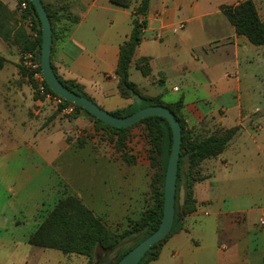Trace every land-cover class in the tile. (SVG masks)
Instances as JSON below:
<instances>
[{
    "label": "crops",
    "instance_id": "crops-1",
    "mask_svg": "<svg viewBox=\"0 0 264 264\" xmlns=\"http://www.w3.org/2000/svg\"><path fill=\"white\" fill-rule=\"evenodd\" d=\"M0 1L12 13L19 9L18 0ZM42 1L60 18L52 51L59 77L79 84L110 113L132 105L134 99L119 90L117 69L141 0H132L130 8L110 0ZM244 1L150 0L130 81L167 104L182 99L194 138L239 128L219 157L202 163L203 180L194 186L196 210L183 218L181 230L150 264H264V46L239 35L222 12L223 6ZM253 1L264 21V0ZM69 16L78 22L71 24ZM69 25L64 36L62 28ZM32 27L25 20L17 30L36 38ZM22 56L19 46L0 39L5 59L0 70L5 94L0 96V264H29L39 251L44 253L30 244V237L60 198L77 196L61 170L74 173L81 153L102 167L104 193L102 198L77 197L102 220H123L127 226L135 203L144 205L150 184L142 165L104 155L96 142L84 140L94 125L85 113L64 116L36 98ZM143 58L151 68L147 77L136 66Z\"/></svg>",
    "mask_w": 264,
    "mask_h": 264
},
{
    "label": "trees",
    "instance_id": "trees-1",
    "mask_svg": "<svg viewBox=\"0 0 264 264\" xmlns=\"http://www.w3.org/2000/svg\"><path fill=\"white\" fill-rule=\"evenodd\" d=\"M23 1L29 4L27 10L23 12L17 10L15 13L10 12L0 1V39L8 45L19 46L22 54L31 53L38 57L42 49L41 22L30 0H18V3ZM110 2L123 8H130L133 5L132 0H110ZM149 6L150 0H141L140 5L135 10L131 37L121 48L117 69L119 90L125 98L134 99V96H140L143 100L141 108L156 105L167 106L181 124L182 147L177 180L176 218L172 231L164 240L153 246L139 264H150L156 261L164 243L173 234L181 230L183 218L196 210L194 186L203 180L200 171L202 163L205 160L219 157L227 149L239 130V128H232L205 138H194L185 121L182 99L176 103L167 104L160 97L154 98L144 95L136 84L130 81L132 61L136 50L143 40L144 30L148 26L147 14ZM45 7L52 23L54 46L58 34L56 21L60 20V18L51 14L48 7ZM222 12L235 26L239 35L246 36L255 46H264V21L261 19L253 0H246L236 6H223ZM28 19H31L33 23L32 30L37 33L36 38L26 36L23 28L17 30L18 23ZM68 21L73 25L78 22L77 19L71 16H69ZM71 26L62 28L64 36L69 35ZM22 35L25 36V40L20 42L19 37H22ZM38 61L40 62V58H38ZM4 63L5 59L0 57V70L3 68ZM136 66L144 76L147 77L151 74L148 59L139 60ZM22 70L27 73L23 66ZM54 70L57 74L55 68ZM27 75L33 89H36L37 85L32 79V75ZM59 78L75 93L91 99L76 82ZM45 85L51 93L55 94L46 82ZM77 108V113L73 117L80 112L85 113L92 120L97 131L105 132L106 137L110 142L114 143L116 151L119 152L118 154L121 155L122 160L127 164H136V158L129 153L127 147L132 130L139 126L144 129L150 146L148 150L150 166L155 170L149 184L148 196L150 202L141 211L137 219H128L125 230L118 232L110 229L77 196L67 194L60 198L38 230L30 237V244L43 249L60 251L68 256H82L88 261L87 264H93L97 251L102 250L112 254L120 252L116 261V264H118L126 254L156 232L162 223L165 178L173 144L172 129L168 121L160 116L143 119L128 128H114L106 125L86 110L80 107ZM139 109L140 107L137 104H132L124 109L111 112V114L118 117H127L136 113ZM187 154H189L188 163L184 160ZM181 190L184 192L182 205L179 204Z\"/></svg>",
    "mask_w": 264,
    "mask_h": 264
},
{
    "label": "water",
    "instance_id": "water-1",
    "mask_svg": "<svg viewBox=\"0 0 264 264\" xmlns=\"http://www.w3.org/2000/svg\"><path fill=\"white\" fill-rule=\"evenodd\" d=\"M30 2L35 7L41 22L42 49L38 58H40L42 75L51 91L63 98L65 101L73 103L77 107L86 110L106 125L114 128H128L143 119L155 116L165 118L170 124L173 133V144L165 178L164 213L162 223L156 232L132 249L118 263L139 264L153 246L164 240L171 233L174 225L177 209V180L182 147L181 124L175 114L167 106L156 105L141 108L143 100L137 95L134 96L133 104H137L140 109L130 116L118 117L104 110L93 100L83 95H79L69 89L60 80L52 66L53 28L48 11L42 0H30ZM184 160L186 163L189 162V154L185 156ZM119 255L120 252H117L109 258L110 260H113V264H116ZM94 262H96V260Z\"/></svg>",
    "mask_w": 264,
    "mask_h": 264
},
{
    "label": "rangeland",
    "instance_id": "rangeland-1",
    "mask_svg": "<svg viewBox=\"0 0 264 264\" xmlns=\"http://www.w3.org/2000/svg\"><path fill=\"white\" fill-rule=\"evenodd\" d=\"M18 10L20 11V9ZM22 66L23 65H22V59H21V67ZM1 74L3 77L6 75V72H3ZM27 74H30V73L27 71ZM137 76H141V75L137 73ZM134 80H137V79L134 78L133 81ZM2 95L5 96L4 89H0V96ZM92 128H93V132H91L88 135H84L83 131L81 130L82 132L80 135L83 134L82 137L84 136L83 137L84 140L86 138H89L91 139V141L96 142L97 146L99 147L98 148L96 146L97 147L96 149L100 153L103 152L104 155L109 153L110 157L114 159L120 158L121 155L118 154L119 153L118 151H116L114 143L110 142V140L106 137L105 132L97 131L94 125ZM103 143H106V146ZM109 146H111V149L113 151H109V152L105 151V147L106 149H109ZM127 147L129 149V153L136 158V163H139L140 165L143 166V170L147 172L149 176V181L151 182V179H152L153 174L155 173V170L152 169L150 166V160L148 158V150L150 146L148 144L147 137L145 136L144 129L141 126L136 127L132 130L130 140L128 141ZM88 155H89L88 153H81L80 157L77 158V165L76 167H74V173H72L71 171V175L68 174V171H69L68 168L66 171L62 169L61 172L67 175L66 176V181H68L66 182L67 186L77 196H81L84 200H86L88 195L96 194L98 198H102L103 193H104L102 191L103 181H104V174L102 173V167H97L96 163ZM260 158H262V156ZM98 164H101V163H98ZM142 200H143L144 205L141 207L137 206V202L135 203L136 206L131 216L132 219L138 218L140 212L149 204L150 199L148 196V191L144 193ZM183 202H184V192L183 190H181L180 196H179V204L182 205ZM51 207L52 208L50 209H53L54 205H52ZM46 208H49V207H46ZM103 221L110 229L114 231L123 232L126 228V223L123 222V220L116 221V222H110V220L108 221L103 220ZM39 250H42V249H39ZM39 252L41 253H38L35 256L36 258H30L29 264H87L88 263V261L82 256H77V255L68 256L56 250L46 249L44 253H42L43 251H39Z\"/></svg>",
    "mask_w": 264,
    "mask_h": 264
},
{
    "label": "built area",
    "instance_id": "built-area-1",
    "mask_svg": "<svg viewBox=\"0 0 264 264\" xmlns=\"http://www.w3.org/2000/svg\"><path fill=\"white\" fill-rule=\"evenodd\" d=\"M18 5L21 12L27 10L29 6L26 1L18 3ZM28 21L32 22L30 19H28ZM22 65L32 75L33 79L37 83V87L34 89L35 97L37 96L39 100L49 101L53 107L64 116L72 117L77 113L78 108L75 104L65 101L57 94H53L48 90L45 85L46 81L44 80L42 72L40 71L41 67L38 57H35V55L31 53L23 54ZM261 223L264 225L263 220Z\"/></svg>",
    "mask_w": 264,
    "mask_h": 264
},
{
    "label": "flooded vegetation",
    "instance_id": "flooded-vegetation-1",
    "mask_svg": "<svg viewBox=\"0 0 264 264\" xmlns=\"http://www.w3.org/2000/svg\"><path fill=\"white\" fill-rule=\"evenodd\" d=\"M114 254L115 253L112 254L102 250L97 251L94 259L96 262H93V264H113V260H110L109 258Z\"/></svg>",
    "mask_w": 264,
    "mask_h": 264
}]
</instances>
